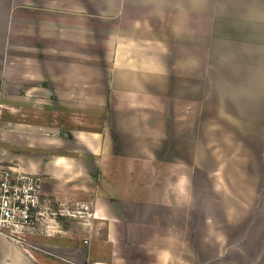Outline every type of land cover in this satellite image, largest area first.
Instances as JSON below:
<instances>
[{
	"label": "crops",
	"instance_id": "obj_1",
	"mask_svg": "<svg viewBox=\"0 0 264 264\" xmlns=\"http://www.w3.org/2000/svg\"><path fill=\"white\" fill-rule=\"evenodd\" d=\"M10 166L53 216L0 264H264V0H0Z\"/></svg>",
	"mask_w": 264,
	"mask_h": 264
},
{
	"label": "built area",
	"instance_id": "obj_2",
	"mask_svg": "<svg viewBox=\"0 0 264 264\" xmlns=\"http://www.w3.org/2000/svg\"><path fill=\"white\" fill-rule=\"evenodd\" d=\"M41 176L21 171L15 167H0V236L23 247L31 255L30 248L37 246L27 239L29 234L45 225L47 207L42 199ZM74 218L85 219L88 206L58 211ZM38 227V228H37Z\"/></svg>",
	"mask_w": 264,
	"mask_h": 264
},
{
	"label": "rangeland",
	"instance_id": "obj_3",
	"mask_svg": "<svg viewBox=\"0 0 264 264\" xmlns=\"http://www.w3.org/2000/svg\"><path fill=\"white\" fill-rule=\"evenodd\" d=\"M49 209L47 208V215H46V223H45V225H43V226H41V227H44V226H48V227H50V223H51V218H50V216H53V215H50V213H49V211H48ZM59 211V210H58ZM50 215V216H49ZM48 217V218H47ZM40 227V228H41ZM38 228V227H37ZM39 229V228H38ZM22 249H23V247H21ZM24 250V249H23ZM42 258V257H41ZM53 261L55 262V263H58L57 262V260H55V259H53Z\"/></svg>",
	"mask_w": 264,
	"mask_h": 264
}]
</instances>
